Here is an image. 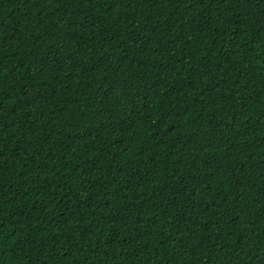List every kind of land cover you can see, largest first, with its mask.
I'll return each instance as SVG.
<instances>
[{"label":"trees","instance_id":"obj_1","mask_svg":"<svg viewBox=\"0 0 264 264\" xmlns=\"http://www.w3.org/2000/svg\"><path fill=\"white\" fill-rule=\"evenodd\" d=\"M0 264H264V0H0Z\"/></svg>","mask_w":264,"mask_h":264}]
</instances>
